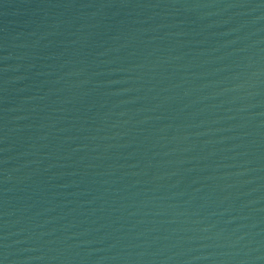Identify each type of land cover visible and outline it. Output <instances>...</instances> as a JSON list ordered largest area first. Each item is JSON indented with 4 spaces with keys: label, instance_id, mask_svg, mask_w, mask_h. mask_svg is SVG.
<instances>
[{
    "label": "water",
    "instance_id": "95a60500",
    "mask_svg": "<svg viewBox=\"0 0 264 264\" xmlns=\"http://www.w3.org/2000/svg\"><path fill=\"white\" fill-rule=\"evenodd\" d=\"M0 264H264V0H0Z\"/></svg>",
    "mask_w": 264,
    "mask_h": 264
}]
</instances>
